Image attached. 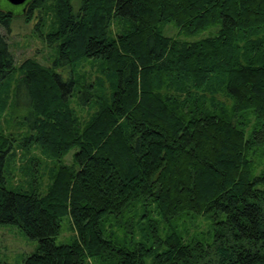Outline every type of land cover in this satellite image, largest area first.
Segmentation results:
<instances>
[{"label":"trees","instance_id":"obj_1","mask_svg":"<svg viewBox=\"0 0 264 264\" xmlns=\"http://www.w3.org/2000/svg\"><path fill=\"white\" fill-rule=\"evenodd\" d=\"M48 1L21 8L59 57L51 71L21 66L15 114L28 132L0 134V225L38 243L24 263L264 264V174L250 161L264 147V0H55L57 29L44 36ZM14 18L0 8V98L16 73L1 31ZM169 25L207 36L168 37ZM82 60L105 80L57 72ZM15 145L58 160L45 195L9 188ZM200 217L211 241L189 235ZM65 219L75 235L58 244Z\"/></svg>","mask_w":264,"mask_h":264},{"label":"rangeland","instance_id":"obj_2","mask_svg":"<svg viewBox=\"0 0 264 264\" xmlns=\"http://www.w3.org/2000/svg\"><path fill=\"white\" fill-rule=\"evenodd\" d=\"M5 4L1 3L0 8L12 12L15 15L11 31L1 30L6 35L10 46V51L13 54L16 62V73L13 74L5 86L0 98V134L11 139L18 135L27 134V129L16 121L14 91L17 78L23 74L21 66L28 60L39 64L43 69L54 70V62L58 59L60 51L58 45H50L41 38L37 32V19L29 20L26 9L21 7H13L4 0ZM76 8L79 6V0L74 1ZM4 6V7H3ZM56 2L49 0L46 4L45 14L48 15L47 22L42 29L45 36L48 33L56 32L54 22L57 17ZM26 12V13H25ZM24 13V15H23ZM20 15V16H19ZM123 25L114 22L111 30L114 36L118 34ZM168 37L181 40H198L207 36V33L197 37H185L178 35V30L175 26L169 25L164 29ZM74 69L76 77L80 85L90 83H98L99 80H105V76L101 73L100 63L82 60L76 64L74 68L63 67L57 72L68 74ZM102 92H109L110 87L106 82H103ZM70 106L74 108L79 116L85 121L89 119L90 113L87 110L81 109L75 101H72ZM249 131V130H248ZM249 134V132H248ZM74 151L63 158L62 163L65 166L73 164ZM252 162L253 176L259 177L264 174V147L257 148L252 151L250 156ZM60 164L58 160L50 157L41 146H32L28 149H22L15 145L10 154L7 168V181L9 188L21 191H31L37 186L39 192L45 195L54 182V178L59 170ZM263 186H260L262 188ZM187 228L190 231L189 235L209 237V230L212 229L210 221L200 217L193 224H189ZM75 235L69 220L63 222L62 231L57 241L58 244L70 241ZM37 241H33L17 227L0 225V261L2 264H25L24 260L37 248ZM94 264V263H92Z\"/></svg>","mask_w":264,"mask_h":264},{"label":"water","instance_id":"obj_3","mask_svg":"<svg viewBox=\"0 0 264 264\" xmlns=\"http://www.w3.org/2000/svg\"><path fill=\"white\" fill-rule=\"evenodd\" d=\"M13 7H24L28 4L30 0H5Z\"/></svg>","mask_w":264,"mask_h":264}]
</instances>
